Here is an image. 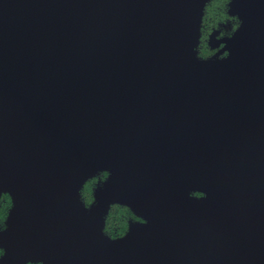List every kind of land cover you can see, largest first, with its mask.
Returning <instances> with one entry per match:
<instances>
[{
	"label": "water",
	"instance_id": "water-1",
	"mask_svg": "<svg viewBox=\"0 0 264 264\" xmlns=\"http://www.w3.org/2000/svg\"><path fill=\"white\" fill-rule=\"evenodd\" d=\"M209 1L0 0V264H264V0L204 60Z\"/></svg>",
	"mask_w": 264,
	"mask_h": 264
},
{
	"label": "trees",
	"instance_id": "trees-1",
	"mask_svg": "<svg viewBox=\"0 0 264 264\" xmlns=\"http://www.w3.org/2000/svg\"><path fill=\"white\" fill-rule=\"evenodd\" d=\"M230 0H210L204 10L201 24V36L199 41V56L205 57L210 53L207 39L214 29H222L223 34L230 35L241 23L237 17L228 14V4ZM226 23H229L226 24ZM228 26H226V25ZM107 177V172L103 171L95 177L87 180L80 190V194L85 205L89 206L94 200V190L99 182H103ZM12 201L8 194L2 196L0 200V222L4 226ZM140 220L133 211L126 205L114 204L106 216L104 232L111 238L124 236L128 231L130 221ZM3 250L0 248V256Z\"/></svg>",
	"mask_w": 264,
	"mask_h": 264
},
{
	"label": "flooded vegetation",
	"instance_id": "flooded-vegetation-1",
	"mask_svg": "<svg viewBox=\"0 0 264 264\" xmlns=\"http://www.w3.org/2000/svg\"><path fill=\"white\" fill-rule=\"evenodd\" d=\"M229 8V7H228ZM231 17H237V16H231ZM238 18V17H237ZM229 25V23H226ZM225 24V25H226ZM240 25V24H239ZM227 26V25H226ZM228 27V26H227ZM238 28V27H237ZM236 28V29H237ZM235 29V30H236ZM234 30V31H235ZM234 31L230 34V35H227V34H223L222 33V29L219 28V29H214L208 36V39H207V43H208V47L210 49V53L208 55H206L205 57H200L199 56V53H198V56L204 60H211V59H214L215 57L216 58H220V57H224L227 55V51L223 52V48L225 46L224 43H221V40L225 37H228V36H231ZM198 52H199V48H197ZM5 195V194H3ZM2 199V197H1ZM0 199V200H1ZM6 221V220H5ZM0 225L2 228L5 227V222H4V226H2V223L0 222ZM3 255V254H2ZM1 255V256H2ZM0 256V257H1Z\"/></svg>",
	"mask_w": 264,
	"mask_h": 264
},
{
	"label": "bare ground",
	"instance_id": "bare-ground-1",
	"mask_svg": "<svg viewBox=\"0 0 264 264\" xmlns=\"http://www.w3.org/2000/svg\"><path fill=\"white\" fill-rule=\"evenodd\" d=\"M228 95L232 100H235L233 92H230ZM225 160L228 162L226 157H225ZM176 186H177L176 195H177L178 200H180L181 203L189 204V198H190V187H189V185H187L186 183L177 181ZM73 189H75V186ZM204 189L206 190L207 187H205ZM71 193H72V187H71ZM234 199H235V197H234V195H232V197L230 199L231 203Z\"/></svg>",
	"mask_w": 264,
	"mask_h": 264
},
{
	"label": "rangeland",
	"instance_id": "rangeland-1",
	"mask_svg": "<svg viewBox=\"0 0 264 264\" xmlns=\"http://www.w3.org/2000/svg\"><path fill=\"white\" fill-rule=\"evenodd\" d=\"M108 175H109V174H107V177H108ZM101 185H103V184H101ZM194 195H195L196 197H199V198H204V197H205V195H203V194H201V193H196V194H194ZM2 196H3V195H2ZM2 196H1V197H2ZM105 221H106V220H105ZM0 228H1L2 230H4L5 227L2 228L1 225H0Z\"/></svg>",
	"mask_w": 264,
	"mask_h": 264
}]
</instances>
